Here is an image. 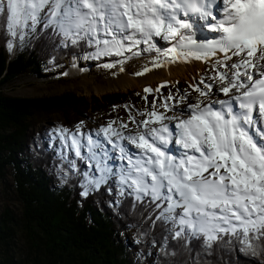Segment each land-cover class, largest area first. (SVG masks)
Instances as JSON below:
<instances>
[{
    "label": "snow or ice",
    "instance_id": "1",
    "mask_svg": "<svg viewBox=\"0 0 264 264\" xmlns=\"http://www.w3.org/2000/svg\"><path fill=\"white\" fill-rule=\"evenodd\" d=\"M0 14L12 38L6 41L9 52L15 40L36 35L42 25L41 32L51 29L61 37L58 46L84 41L95 48L97 58L139 55L134 49L146 44L145 51L157 53L153 67L212 60L215 71L209 79L220 86L214 91L213 83L205 84L201 77L192 86L198 93L194 103H186L188 93L179 98L184 104L181 115L159 112L153 101V110L143 114L146 119L137 122L129 116L137 124L134 134H123L128 128L123 122L119 130L113 127L115 121L100 129L119 151L118 159L126 161L118 173L99 140L88 135L87 145L81 142L80 125L76 132L65 127L50 131L76 157L94 162L100 176L89 178L87 184L99 188L110 175H118L120 194L126 186L136 200L150 198L161 209L157 219L172 223V238L185 241V248L203 238L204 248L211 249L229 237L242 245L241 251L264 255V0H0ZM201 29L217 35L198 37ZM153 37L171 41L172 46L162 52ZM150 70L145 67L136 74ZM217 93L224 98L212 99ZM172 99L169 93L166 101ZM160 106L172 108L167 102ZM125 140L139 151L130 154L121 143ZM173 144L181 149L178 154L169 147ZM85 146L87 157L81 153ZM62 158L67 159L66 154ZM67 163L76 167L75 160ZM88 191L85 187L82 195ZM167 239L161 251L175 256L167 251Z\"/></svg>",
    "mask_w": 264,
    "mask_h": 264
},
{
    "label": "trees",
    "instance_id": "2",
    "mask_svg": "<svg viewBox=\"0 0 264 264\" xmlns=\"http://www.w3.org/2000/svg\"><path fill=\"white\" fill-rule=\"evenodd\" d=\"M6 17L0 14V183L13 179L12 191L19 210L6 202L0 211V264H135L129 249L149 256L150 264H264V255L241 251L223 241L205 249L203 238L185 241L172 238V223L157 219L161 209L150 198L136 200L108 177L99 188L87 184L95 178L86 161L59 150L44 131L33 135L34 117L59 111L64 116L88 109L97 112L136 98L138 91H114L91 98L75 93L22 97L4 93L13 79L38 74L63 64L70 54L91 49L86 42L58 46L61 37L51 29L26 38L13 54L6 47ZM66 154L67 159L62 158ZM67 160H75L72 168ZM89 175L85 177L84 173ZM85 187L88 195H82ZM158 203V202H157ZM129 235L133 243L128 240ZM167 237V251H161ZM228 239H230L228 237ZM227 243L230 241H226Z\"/></svg>",
    "mask_w": 264,
    "mask_h": 264
},
{
    "label": "rangeland",
    "instance_id": "3",
    "mask_svg": "<svg viewBox=\"0 0 264 264\" xmlns=\"http://www.w3.org/2000/svg\"><path fill=\"white\" fill-rule=\"evenodd\" d=\"M199 26V25H198ZM206 31H210L205 29ZM30 35H26L23 42L19 41L18 39L14 41V48L13 51L18 52L21 47L24 45L26 38ZM19 44L16 46V44ZM153 43L155 44L156 48L161 50L159 44H157V37H153ZM167 43V41H166ZM162 42L165 47H170L171 43ZM148 46L146 44H141L139 49H134V51H139V55H133L131 52H125L124 56H102L97 58L95 56V48L83 50L78 53L70 54L63 64H55L53 67L48 69L42 70L38 74H24L21 75L12 81L7 82L3 87V91L7 95L12 96H22V97H38V96H52V95H60L65 93H75L77 95H84L91 98L92 94L95 96H100L114 91H122L126 92L131 89H135L138 91V95L136 98L132 99L126 104L120 106H107L101 109L100 111L88 109L86 111H81L77 113V116L74 118L71 111H68L69 114L64 116L63 112L56 111L50 115L43 113V116L34 117L33 126L30 128V132L35 135L38 132L44 131L48 134L49 137L52 138V142L56 143L59 150H66V151H73L70 148L62 147L61 141L59 138H53L55 136L50 130L55 129L57 127H65L69 129V132H76L77 125H80V133L81 142L87 145L86 137L91 135L93 140H99L105 147V149L115 151L112 148V145L109 144L103 136V133L100 132L102 127H106L110 122L115 121L113 127H116L119 130V125L123 123L128 124L127 129H136L137 124L133 123L129 116L135 118L137 122L146 119V115L144 113L152 111V102L155 101L156 109L159 112H166L168 116H179L181 115V110L184 109L183 103H178L179 98L185 93L190 94L187 102H195V98L198 96V93L193 90V85L199 84L201 77H204V83H213L214 91L220 85L218 82L211 81L209 77L214 74V69L212 68V64L210 63L207 68H205L200 73H197L195 76L192 77V74L189 77H181L180 80H163L158 81L153 84H146L142 87L132 86L134 83L142 82L139 78L141 75H137L136 73L143 72L140 71L141 66L144 67L148 64H152L153 59L157 56L156 51H145ZM163 49V48H162ZM127 57H131L130 59H126ZM234 61L238 59L237 57H233ZM77 59L78 61V69L79 72L72 73V63L75 62L74 60ZM125 60V62L121 65L117 63L119 60ZM116 64L115 67H105L106 64ZM139 63L141 64L140 68ZM74 65V64H73ZM127 66L126 68V79L134 76V81H120L121 84H117L114 88L111 87V78L121 69L123 66ZM125 68V67H123ZM143 70V68H142ZM91 80V81H89ZM119 85L123 87H128L126 89H120ZM164 85V87H161ZM203 87V85H200ZM146 88H151L153 91L151 93L145 92ZM159 88V92L156 89ZM171 93L173 99L170 101H166V97ZM147 97V99H145ZM223 97L222 93H217V95L213 96L212 99H217ZM169 103L172 108L171 110H166L160 105L163 103ZM126 129L123 130V132ZM99 133V135H97ZM122 144L126 143V146H130L133 148L134 153L138 152L137 149L131 145L128 141H122ZM174 147L178 148L176 145ZM131 149V148H130ZM132 150V151H133ZM136 150V151H135ZM97 153L100 152V149H95ZM116 152V151H115ZM118 154H114L116 159L119 156V151L117 150ZM81 153L83 156H88V149L87 147H83L81 149ZM75 156V152L73 154ZM109 165L112 167L114 173H118L117 170L119 168L116 165H112V163L108 162ZM121 163L126 164V161H121ZM86 164L89 170H94V176L99 177L100 173L94 166L93 161H89L86 159ZM119 167V166H118ZM109 177L113 178L115 183L119 185L118 175H110ZM6 184L8 190H5L4 183H0V211L2 210L3 206L6 202L9 203L10 207L15 209L16 211L19 210V201L14 198L15 194L12 191V182L13 179L11 178L10 174H8L6 178ZM121 190V188H120ZM130 192L131 190L128 189L126 186L124 188V192ZM179 211V210H177ZM171 223V222H170ZM129 235V242L133 243V239ZM224 246L231 247L233 243L236 241L235 239H228L225 237L222 240ZM230 241V242H226ZM239 243V242H238ZM240 244V243H239ZM241 245V244H240ZM130 259H132L135 264H150V257L149 256H140L136 253L133 248L129 249Z\"/></svg>",
    "mask_w": 264,
    "mask_h": 264
},
{
    "label": "bare ground",
    "instance_id": "4",
    "mask_svg": "<svg viewBox=\"0 0 264 264\" xmlns=\"http://www.w3.org/2000/svg\"><path fill=\"white\" fill-rule=\"evenodd\" d=\"M215 11V9H214ZM219 16V14H217ZM211 30L208 32H205V29H201V31L198 32V37H201L203 35H210L211 33ZM162 42H165L166 41L162 38V37H157V44L160 45L161 48V51L163 52L164 50L170 48L172 46V43L171 41H167V43H171L170 47H165L164 44H162ZM166 43V44H167ZM19 44V42L16 44V46ZM161 59H163V57H161ZM75 62L72 63V73H76V72H79L80 69H78V61L77 59L74 60ZM233 61H234V58H233ZM212 64L213 61L210 60L208 62H205L203 60H196V59H190L188 60L187 62L185 61H181V60H178L174 63H166L164 66H161V67H153V65L151 64H148L144 67L141 66V64L139 63V67L138 69L140 68V71H143L145 67H148L150 68L151 70L148 71V72H144L143 75H141V77L139 78L142 82L140 83H134L132 84V86H136V87H142L146 84H153V83H156L158 81H163V80H180L181 77H189L191 74H192V77L195 76L197 73H200L201 71H203L205 68H207V66L209 64ZM74 64V65H73ZM208 64V65H207ZM125 68H123V71L119 70L111 79V87L114 88L115 86H117V84H121L120 81H134V76L131 77L128 76L129 78L126 79V68L127 66H123ZM143 68V70H142ZM196 77V76H195ZM91 81V80H89ZM120 89H126L128 88L127 86L126 87H123L121 85H119ZM215 99V98H214ZM137 131V128L136 129H126L123 134L124 135H128L129 133H135ZM126 146V143L123 144ZM171 148V150L173 151L174 154H178L179 151H181V149L179 148V146H177L178 148L174 147V144L173 145H170L169 146ZM131 148V149H130ZM127 149L129 150L130 154L131 153H134V150L132 147L128 146L127 145ZM180 149V150H179ZM133 150V151H132ZM116 151V152H115ZM115 151H110L109 150V155L112 157L111 160H109L108 162L112 163V165H116L117 168H119L118 166H120L121 164V161L116 157L114 156L113 153L115 154H118L117 150ZM136 151V150H135ZM138 151V149H137ZM86 161V159H85ZM114 169V168H113ZM119 172V170H117Z\"/></svg>",
    "mask_w": 264,
    "mask_h": 264
},
{
    "label": "water",
    "instance_id": "5",
    "mask_svg": "<svg viewBox=\"0 0 264 264\" xmlns=\"http://www.w3.org/2000/svg\"><path fill=\"white\" fill-rule=\"evenodd\" d=\"M15 52H13V54H14Z\"/></svg>",
    "mask_w": 264,
    "mask_h": 264
}]
</instances>
